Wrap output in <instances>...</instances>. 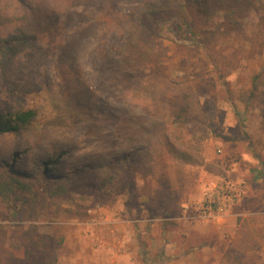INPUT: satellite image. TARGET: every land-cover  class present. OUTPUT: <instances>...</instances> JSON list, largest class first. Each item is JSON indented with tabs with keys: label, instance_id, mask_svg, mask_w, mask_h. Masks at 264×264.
Returning <instances> with one entry per match:
<instances>
[{
	"label": "rangeland",
	"instance_id": "374dc122",
	"mask_svg": "<svg viewBox=\"0 0 264 264\" xmlns=\"http://www.w3.org/2000/svg\"><path fill=\"white\" fill-rule=\"evenodd\" d=\"M41 1L55 13V20L49 25L34 16V28L27 29L35 7L3 0L14 15V29L28 35L30 43L9 66L0 59V105L34 109L37 115L21 135L9 134L8 141L0 139V144L18 154L15 158L5 154L3 159L33 177L37 198L30 196L25 205L24 195L0 197L5 243L0 253L17 249L24 230L36 226L63 241L58 264H239L241 260L264 264V101L258 98L248 110L240 102L264 66V7L258 5L259 10L251 13L245 35L229 37L207 53L179 42L170 22L163 25L158 41L166 54L161 62L172 68L182 61L189 73L183 83L189 80L194 85L207 78L218 82L217 92L199 98L196 113L199 125L207 122L213 134L205 140L200 134L189 137L193 154L205 160L203 167L186 164L168 151L153 128L156 116L144 111L143 96L132 97L112 78L119 71L121 35L129 27V16L139 12L138 0ZM223 80L231 92L219 84ZM175 87L170 83L162 88L167 106L176 103L170 101ZM126 130H134L133 139L147 145L153 157L162 155L169 179L165 194L158 196L164 189L158 181L160 166L152 174L120 167L114 184L103 189L94 170L66 179L85 166L113 164ZM177 136L181 137L176 133L172 139L182 147ZM59 153L64 156L56 163L45 164ZM45 165L52 180H67L65 189L52 191L54 186L42 181ZM227 175L242 186L241 200L223 217H196L195 208L205 201L210 181ZM160 203L166 208H159ZM192 246L196 252L182 255ZM71 249L83 255H72Z\"/></svg>",
	"mask_w": 264,
	"mask_h": 264
},
{
	"label": "trees",
	"instance_id": "16d2710c",
	"mask_svg": "<svg viewBox=\"0 0 264 264\" xmlns=\"http://www.w3.org/2000/svg\"><path fill=\"white\" fill-rule=\"evenodd\" d=\"M12 1L20 6L32 9L35 7L33 10L35 11L33 13L34 22L31 19L25 23L27 29L34 28L33 26L36 24L34 16H38L40 21L43 19L46 24H53L55 13L49 11L46 2L41 0L39 2L38 0ZM33 2L34 4L37 2L38 5L31 4ZM3 3V0H0V59L3 60V65L9 66V62L17 59L28 48L30 39L28 35L17 33V30L14 29V15L8 12L7 6ZM137 5L139 12L134 17L129 16V27L121 35V51L117 55L119 71L118 74H113L112 78L126 86L127 92H130L132 97L143 96L146 102L144 111L150 116H156L155 121L152 122L154 123L153 128H157L163 137L168 151L186 164L206 167L204 158L201 155L193 154L195 147L190 145L189 137L200 134L202 135L201 139L205 140L208 133L213 134L214 129L208 127L207 122L199 125L196 113L200 107L199 98L205 94L217 92L218 82L207 78L202 81L197 79L193 82L194 85L189 80L183 83L181 80L187 78L189 73L182 67V61L172 68L171 65L161 62L162 55L166 54V48L158 41L162 36L163 25L170 22L169 29L179 42H189L196 51L203 50L207 53L213 45H217L229 37L245 35V27L251 13L259 10L258 5L264 7V1L138 0ZM261 20L264 23V15L261 16ZM49 25L47 27L50 28ZM106 54L107 52L104 53V55ZM217 76V81H220L222 75L218 74ZM170 83H174L177 92L170 94L171 99H169L171 103L172 99H175L176 103L167 106L165 98L162 96L164 94L161 92L164 93L162 88ZM219 84L226 91L231 92L230 85L225 80ZM258 98L264 101V66L254 74L249 88L242 92L240 102L248 110L253 107ZM231 104L239 116L236 103L232 101ZM36 115L37 112L34 109L0 105V139H6L9 134L21 135ZM261 115L264 130V102L261 105ZM163 122L165 124H162ZM145 125L147 126L146 123ZM145 125H139V127L145 129ZM134 133V130H126L121 133L119 144H117L119 150L114 154L113 164L101 162L99 167H97L98 165L85 166L81 173L72 174L69 178L66 176V179L81 176L80 174L84 173L83 170L88 174L94 170L97 171L101 182L99 189H103L105 186L114 184L117 179L115 172L120 167L152 174L155 168L160 166L158 181L164 186V189L158 194L161 197L167 192L169 182L164 159L160 154L153 157L147 145L137 144L133 139ZM176 133L181 136H177L176 139L182 142V147H178L172 139ZM7 141L8 139L5 142ZM5 150L6 147L0 144V197L3 200H9L15 195H24L27 199L23 201V204L27 205L29 200L31 201L30 196L37 198V193L32 187L33 177L8 165L3 158L5 154L11 153ZM11 155L14 158L18 156L16 152ZM62 155L63 153L57 154L54 161L49 159L45 164L53 165ZM157 163L159 164L157 165ZM42 170V181L47 185L54 186L52 191L56 192V187H59V190L65 189L64 183L67 180H52L53 176L48 174L46 165ZM258 179L257 176L254 178V180ZM54 195L57 193L52 196ZM159 208L165 209L166 205L160 203ZM3 235L4 233L0 231V247L5 245L2 242ZM62 244L61 239L58 240L54 236L40 232L36 226H30L24 230L22 241L17 249L13 248L7 255L0 253V264H58V251ZM199 246H203V244ZM189 252H196V247L187 248L182 255ZM229 253L225 254L228 259L230 258ZM167 258L172 259L173 257ZM168 259L166 263L170 261ZM239 264L247 263L241 260Z\"/></svg>",
	"mask_w": 264,
	"mask_h": 264
},
{
	"label": "built area",
	"instance_id": "2783aa9c",
	"mask_svg": "<svg viewBox=\"0 0 264 264\" xmlns=\"http://www.w3.org/2000/svg\"><path fill=\"white\" fill-rule=\"evenodd\" d=\"M243 188L230 177H218L210 181L205 201L195 208L196 217L217 219L229 213L241 200Z\"/></svg>",
	"mask_w": 264,
	"mask_h": 264
},
{
	"label": "crops",
	"instance_id": "0c3cea01",
	"mask_svg": "<svg viewBox=\"0 0 264 264\" xmlns=\"http://www.w3.org/2000/svg\"><path fill=\"white\" fill-rule=\"evenodd\" d=\"M69 242H70V241L67 239L66 243H67L68 245H69ZM69 253L72 254V255H73L74 253L77 254V255H79V254H80V255H83V253H80V251H78L77 249H71V251H70ZM77 255H76V256H77ZM76 259H78V258H76ZM69 264H70V263H69ZM71 264H81V263H80V262H74V263H71Z\"/></svg>",
	"mask_w": 264,
	"mask_h": 264
}]
</instances>
